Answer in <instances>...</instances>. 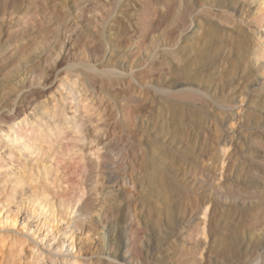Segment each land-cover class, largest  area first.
<instances>
[{"label": "rangeland", "instance_id": "rangeland-1", "mask_svg": "<svg viewBox=\"0 0 264 264\" xmlns=\"http://www.w3.org/2000/svg\"><path fill=\"white\" fill-rule=\"evenodd\" d=\"M36 1L40 13L28 26L0 19V113L41 87L44 111L24 106L28 124L50 133L40 125L50 122L41 113L48 110L69 133L47 144L50 151L10 134L0 140V205L7 208L0 206V264H104L96 213H78L104 191L121 211L105 227L120 245L113 264H264V0H184L191 23L173 50L190 53L189 65L165 56L164 71L148 83L140 68L128 67L171 21L170 0H149L143 28L136 26L142 0ZM20 48L33 49L32 59ZM175 90L201 98L175 109ZM152 171L172 180L174 202L162 182H148Z\"/></svg>", "mask_w": 264, "mask_h": 264}, {"label": "bare ground", "instance_id": "bare-ground-1", "mask_svg": "<svg viewBox=\"0 0 264 264\" xmlns=\"http://www.w3.org/2000/svg\"><path fill=\"white\" fill-rule=\"evenodd\" d=\"M23 0H0V19H3L5 16H9L10 18H11V20L13 19V17L15 18V24L14 25H16V27H19L20 25H26V26H28L29 24H31V23H33L34 22V19L35 18H37V16H38V12H39V8H40V5H39V3L36 1V0H33L34 2V4H35V6H30L29 5V3L27 4L28 6H26V5H23L24 3L22 2ZM45 1V0H44ZM47 1V0H46ZM165 1V0H164ZM166 1H168V0H166ZM183 1L184 0H170V3H168V4H165L164 2V8H165V6H166V8H168L169 9V5L173 8L172 9V11H173V13H172V17H171V21L168 23V24H166V27L164 28V26L162 27V26H160V27H162L163 29L161 30V32H158L159 34L158 35H156L154 38H152V44L150 45V47L149 48H147L146 50V52H145V54L140 58V60H139V64H138V66H136L135 64H131V65H129V72L130 73H132L133 72V70L135 69V68H140V73L139 74H137V76L139 77V78H141L144 82H146V83H148V81H146L147 79H150V78H152L151 76L152 75H154L155 74V76H157L156 74H161V72H162V70L164 71V69H162L163 68V66H164V64H165V62H164V58H165V56H166V58H170V61H172V63L173 62H176V61H178L179 63L180 62H182V64H181V67L183 68L184 66H188L189 65V61L191 60V54L190 53H188L186 50H184V49H177V50H173V47L175 48V46L177 45V43L179 42V39H180V35L181 34H183L186 30H188V27L190 26V23H191V16H192V12H190V10L187 8L188 6H185V5H183ZM26 2H28V1H26ZM31 2V1H30ZM142 2H143V12H142V14H140L139 15V17L137 18V22H136V26L138 27V28H143L144 27V12L148 9V6H149V0H142ZM48 3V2H47ZM258 5H260L261 6V4H258ZM162 6V8H163V5H161ZM163 8V9H164ZM259 8V7H258ZM191 9V8H190ZM261 9V8H260ZM259 11V10H258ZM40 13V12H39ZM47 13V12H46ZM256 13V12H255ZM49 14V13H48ZM137 17V16H136ZM215 17V16H214ZM229 17V16H228ZM231 17V16H230ZM233 18V17H232ZM14 20V19H13ZM41 20V19H40ZM231 20V19H230ZM233 20V19H232ZM227 21H229V20H227ZM14 22V21H13ZM164 23H165V21H163ZM166 22H168V21H166ZM164 23H162L163 25H165ZM34 25V24H33ZM168 25V26H167ZM7 26V25H6ZM0 27H2L1 25H0ZM37 27V26H36ZM136 27V28H137ZM3 28V27H2ZM13 28V27H12ZM27 29V28H26ZM28 30V29H27ZM44 30V29H43ZM139 31V30H138ZM1 32V31H0ZM4 32V31H3ZM3 32H1V33H3ZM28 32V31H27ZM0 33V34H1ZM5 33V32H4ZM144 34H146V33H144ZM143 34V35H144ZM170 34V35H169ZM264 34V33H263ZM29 35V34H28ZM78 35H80V34H78ZM3 36V35H2ZM45 35H43V37H44ZM139 36V35H138ZM34 37V36H33ZM82 37V36H81ZM140 37H142V36H140ZM38 38V37H37ZM36 38V39H37ZM0 39H2V38H0ZM20 39V38H19ZM138 39V38H137ZM1 41V40H0ZM33 41V40H32ZM37 41V40H36ZM140 41V40H139ZM21 42V41H20ZM24 42H26L25 41V39H24ZM39 43L37 44V47L38 46H40V45H42V43H41V41H38ZM72 42V41H71ZM1 43V42H0ZM33 43V42H32ZM73 43V42H72ZM81 43V42H80ZM151 43V42H150ZM20 44V43H19ZM26 44H28V43H26ZM25 44V45H26ZM31 44V43H30ZM34 44V43H33ZM71 44V43H70ZM139 44V43H138ZM14 45V44H13ZM59 45L61 46V45H63L62 44V42L60 43V41H59ZM144 45V44H143ZM142 45V46H143ZM141 46V47H142ZM6 47H7V45H6ZM22 47V46H21ZM36 47V48H37ZM70 47V46H69ZM18 48V47H17ZM30 48H31V46H30ZM61 48V47H60ZM7 48H5L4 50H6ZM10 49H12V48H10ZM66 49H67V47H66ZM20 54L23 56V59L24 58H27V59H30L31 58V54L30 53H32V50L30 51H27V49H24V48H20ZM254 50V49H253ZM8 51H9V47H8ZM70 51V50H69ZM143 51V50H142ZM5 52H7V51H5ZM14 52H15V50H14ZM36 54V53H35ZM258 54V53H257ZM0 55H2V54H0ZM4 55V54H3ZM33 56H35V55H33ZM134 53L132 54V61L134 62ZM14 57V56H13ZM36 57V56H35ZM158 57V58H157ZM16 58V57H15ZM34 58V57H33ZM137 58H138V56H137ZM258 58H260V57H258ZM32 59V58H31ZM34 59H36V58H34ZM33 59V60H34ZM9 61H12V59L11 60H9ZM15 62H16V60H14ZM26 61H29V60H26ZM32 61V60H31ZM138 61V60H137ZM6 62V61H5ZM13 62V61H12ZM18 62V61H17ZM25 62V61H24ZM64 61L63 60H60V61H58L56 64H55V69L57 70V69H60V67L64 64L63 63ZM132 62V63H133ZM194 62V61H193ZM201 62V61H200ZM214 62H215V60H214ZM11 63V62H10ZM27 64V63H26ZM167 64V63H166ZM3 66H5V65H3ZM3 66H1V67H3ZM6 66H8V65H6ZM193 66V65H192ZM165 67V66H164ZM137 68V69H138ZM15 69V68H14ZM18 69V68H17ZM88 69V68H87ZM11 70H13V69H11ZM19 70V69H18ZM139 70V69H138ZM186 70H187V68H186ZM186 70H184V71H186ZM200 70V69H199ZM15 71V70H14ZM54 71V70H53ZM4 72V71H3ZM17 72V71H16ZM171 72V71H170ZM203 72V71H202ZM11 73V72H10ZM20 73V72H19ZM50 73H51V71L50 72H48V73H46V75H47V77L50 75ZM67 73H69V71H67ZM165 73V72H164ZM166 74V73H165ZM8 75V74H7ZM16 75V74H15ZM45 75V76H46ZM89 75V74H88ZM91 75V74H90ZM136 75V74H135ZM9 76H10V74H9ZM17 76V75H16ZM15 76V77H16ZM20 76V75H19ZM95 76V75H94ZM197 76V75H196ZM13 77V76H12ZM51 77V76H50ZM49 77V78H50ZM74 77H77V76H74ZM19 78V77H18ZM91 78H93V76L91 77ZM98 78V77H97ZM96 78V79H97ZM136 78V77H135ZM156 78V77H155ZM9 79H11V78H9ZM8 79V80H9ZM14 79V78H13ZM96 79H94V82L95 81H97ZM102 79V78H101ZM105 79V78H104ZM16 80V79H15ZM129 80L130 79H128V85H129ZM46 81V80H45ZM93 81V80H92ZM103 81V80H102ZM104 81H106L107 82V80H104ZM114 81V80H113ZM127 81V80H126ZM150 81V80H149ZM93 82V83H94ZM98 82V81H97ZM99 82H100V79H99ZM108 82H109V80H108ZM111 82V81H110ZM8 83V82H7ZM10 83V82H9ZM38 83V82H37ZM36 83V84H37ZM105 83V82H104ZM113 83V82H112ZM82 84V83H81ZM80 84V85H81ZM102 84V83H101ZM106 84V83H105ZM152 84V83H151ZM83 85V84H82ZM81 85V87H84V86H82ZM94 85H96V82H95V84ZM103 85V84H102ZM132 81H131V84H130V86L132 87ZM9 86V85H8ZM44 86V85H43ZM106 86V85H105ZM142 86V85H141ZM140 86V87H141ZM7 87V86H6ZM11 87V86H10ZM38 87V86H37ZM139 87V88H140ZM145 87V86H144ZM43 88V87H42ZM86 88V87H85ZM126 88V87H125ZM141 88H143V87H141ZM7 89V88H6ZM40 89H41V87H40ZM40 89L39 90H35V91H27V92H25L24 94H23V96L19 99V101H18V104L16 105V106H12V109H9V110H7V113H6V111H5V113L4 112H2V113H0V140H1V142H5V141H8L9 139V137H8V135L10 136V140L12 141V142H19L20 140H28L29 141V143L30 142H33V143H40V145H42V144H45L44 146H45V149L46 148H48V146L49 145H47V144H49V143H51L52 141H53V143H55V142H57V141H55V140H57V139H59V142H61L64 138H65V136L66 137H68V133H69V131H68V129H67V127H65V122L64 121H62L61 119L59 120V118L57 117V116H55V114L54 113H50V111L48 112V110L47 111H45L44 113L43 112H41V111H38L39 113L41 112L42 113V115H43V117H44V119L46 118V117H48L49 119H50V122L48 121V119H46V125L45 124H42L43 123V121L44 120H42V117H41V122H39L38 121V119H37V121L39 122V123H41L40 125H44V126H46V127H43V128H46V129H43V130H48L50 133H51V135H53L54 136V138H51L49 135H50V133H48V134H45L44 132L43 133H41L40 132V129L42 130V128H40L41 126H39L38 124H37V126H36V123H34L33 125H35V126H33L32 124H28V119H27V117H26V113H25V111H26V109H24V106H26V105H28V106H31L32 104L35 106V105H37L36 106V108L37 109H42V111H44L43 110V105L45 104V103H43V101H41V98L43 97V93L40 91ZM124 89V88H123ZM138 89V88H137ZM144 89V88H143ZM143 89H140L141 91L143 90ZM145 89H146V87H145ZM160 89V88H159ZM42 90V89H41ZM130 90V89H129ZM161 90V89H160ZM8 91V90H7ZM80 91H83V89L82 90H80ZM127 90L125 89V91L124 92H126ZM137 91H139V90H137ZM155 91V90H154ZM178 91V90H177ZM184 91V90H183ZM186 91V90H185ZM181 92V91H179V92H176V90H175V92H173L171 95H170V98H171V105L173 106V108L175 107V109H176V107H180V106H184V104H186L187 102L186 101H193V100H198L199 101V99L201 98L200 97V95H199V97H194V96H196V95H193L192 93L190 94V93H188V91L187 92ZM9 92V91H8ZM129 92H131V91H129ZM134 92V91H133ZM133 92H131V94H132V96H133ZM143 93L145 92V90L144 91H142ZM138 93H140V91L138 92ZM138 93H134V94H137V95H139ZM146 93V92H145ZM149 92L147 91V95H148V99H149V94H148ZM123 94H127V93H123ZM137 95H134V96H137ZM141 95V94H140ZM139 95V96H140ZM144 94H142L141 96H143ZM155 95H156V93H155ZM127 96V95H126ZM138 96V97H139ZM145 96V95H144ZM143 96V98H145ZM124 97V96H123ZM86 98H87V96H86ZM128 98V97H127ZM136 97H133V99L132 100H128V101H133V100H136L135 99ZM159 98V97H158ZM85 99V98H84ZM83 99V101L82 102H84V101H86V99L84 100ZM140 99H142V98H140ZM145 99H147V96H146V98ZM166 99V98H165ZM88 100V99H87ZM155 100V99H154ZM167 100H169V99H167ZM167 100H165V101H167ZM202 100V99H201ZM200 100V101H201ZM45 101V100H44ZM123 101V100H122ZM138 102H137V104H139L140 102H139V98H138V100H137ZM142 101H144L143 99H142ZM164 101V102H165ZM81 102V103H82ZM90 102H92V101H90ZM123 102H125V101H123ZM134 102V101H133ZM145 102V101H144ZM143 102V103H144ZM128 103H130V102H128ZM135 103V102H134ZM167 103V102H166ZM194 103V102H193ZM86 104V103H85ZM93 104V103H92ZM91 104V105H92ZM132 104V103H131ZM141 104V103H140ZM168 104V103H167ZM7 105V104H6ZM82 105H83V103H82ZM204 106H205V104H203ZM8 106H9V104H8ZM131 106V105H130ZM191 106V105H190ZM195 106V105H194ZM83 107H84V109L86 110L87 109V106H85V105H83ZM83 107H81L82 109H83ZM90 107V106H89ZM92 107L93 108H95V109H97L96 107H94L93 105H92ZM125 109L124 110H126V109H128V107L125 105ZM134 107V106H133ZM133 107H131V108H133ZM140 107V109L141 108H145V106H143L142 105V107L141 106H139ZM167 107H169L168 105H167ZM137 107H135V109H136ZM45 109V108H44ZM135 109H133L134 111H135ZM138 109V111L140 110L139 108H137ZM171 109V108H170ZM184 110H185V107L183 108ZM188 109H190V108H188ZM194 109V108H193ZM34 110V109H33ZM85 110H83L84 112H85ZM87 110H89V108L87 109ZM130 109H128L127 111H129ZM142 110V109H141ZM169 110V109H168ZM187 110V109H186ZM200 110V109H199ZM203 110V109H202ZM4 111V110H3ZM91 111V110H90ZM96 111V110H95ZM174 111V110H173ZM176 111V110H175ZM179 111H181V110H179ZM53 112V111H52ZM55 112V111H54ZM87 112V111H86ZM99 113H100V111H98ZM102 112V111H101ZM131 112V111H130ZM182 112V111H181ZM188 112V111H187ZM189 112H191V110L189 111ZM201 112V111H200ZM203 112V111H202ZM28 113V112H27ZM37 113V112H36ZM62 113V112H61ZM87 113H89V112H87ZM93 113H96V112H93ZM99 113H96V114H99ZM169 113H171L170 111H169ZM186 113V112H185ZM125 114V113H124ZM135 114V113H134ZM187 114V113H186ZM189 114V113H188ZM201 114V113H200ZM21 115H23L24 117H26V119H21V121H18V119H19V117L21 116ZM61 115V114H60ZM66 115V114H65ZM101 115V114H100ZM23 116L22 117H20V118H23ZM63 116V115H62ZM98 116V115H97ZM203 116H204V114H203ZM202 116V117H203ZM29 117V116H28ZM163 117V116H162ZM64 119H65V116H64ZM51 120H52V122H51ZM127 120V119H126ZM33 123V122H32ZM44 123H45V121H44ZM130 124V123H129ZM73 125V124H72ZM71 125V126H72ZM5 126H7L6 128L7 129H9V133L8 132H5V129L6 128H4ZM72 127H74V126H72ZM77 128V127H76ZM65 130H67V132L68 133H66L65 134ZM71 131V130H70ZM76 132L77 131H75L74 132V135H77L76 134ZM78 132H79V130H78ZM77 132V133H78ZM47 133V132H46ZM80 133V132H79ZM82 133V132H81ZM156 134H157V131H156ZM48 135V137H46V136ZM70 135V134H69ZM72 135H73V133H72ZM79 135V134H78ZM82 135V134H81ZM52 136V137H53ZM13 137V138H12ZM51 139H54V140H50V138ZM72 137V136H71ZM76 137V136H75ZM12 138V139H11ZM49 138V139H48ZM73 138H74V136H73ZM77 138H78V136H77ZM76 139V138H75ZM74 139V140H75ZM79 139H81V138H79ZM61 140V141H60ZM65 140H66V138H65ZM83 140V139H82ZM27 141V142H28ZM50 141V142H49ZM10 143V142H9ZM20 143V142H19ZM12 144V143H11ZM14 144V143H13ZM25 144V143H24ZM32 144V143H31ZM16 145H18V144H16ZM37 145V144H36ZM51 145H52V143H51ZM50 145V147H52ZM59 145V144H58ZM61 145V144H60ZM101 145V144H100ZM29 146V145H28ZM38 146V145H37ZM43 146V145H42ZM56 146V145H55ZM49 147V148H50ZM54 147V146H53ZM61 147V146H60ZM60 147H59V149H60ZM48 148V149H49ZM55 148V147H54ZM157 148V147H156ZM47 149V150H48ZM69 150H72V148L71 149H69ZM156 150H159V152H160V154L161 155H163V156H165L166 154H167V152H170V151H165V150H160V149H156ZM49 151H50V149H49ZM52 151V150H51ZM54 151V150H53ZM76 151V150H75ZM154 151V150H153ZM159 152H158V154H159ZM62 153V152H61ZM70 153V152H69ZM71 153H73V152H71ZM154 153V152H153ZM15 154V153H14ZM157 154V153H156ZM170 154V153H169ZM55 155V154H54ZM171 155V154H170ZM156 156V155H155ZM168 156V155H167ZM103 157H105V156H103ZM106 158V157H105ZM155 158V157H154ZM1 159V158H0ZM20 159V158H19ZM156 159V158H155ZM2 163V161L0 162V167H3V164H1ZM5 167V166H4ZM3 167V168H4ZM121 167V166H120ZM123 167V166H122ZM25 168V167H24ZM148 168V167H147ZM25 169H27V168H25ZM130 169V168H129ZM144 169V168H143ZM4 170V169H3ZM154 170V169H153ZM156 170V169H155ZM10 171V170H9ZM134 171V170H133ZM131 172V171H130ZM153 172V171H152ZM132 173V172H131ZM0 174H1V168H0ZM150 174V173H149ZM148 174V176H150ZM147 175V174H146ZM162 174L160 173H155V172H153V175H152V177H150L149 178V181L146 179V181H148V182H150V184L151 185H153L154 186V184H157V185H159V182H162V187L164 188V190L163 191H165V198L166 199H168L169 201H171V202H174V200H175V198L177 197V195H175L174 193L177 191V189H176V187L174 186V184L173 183H171L172 182V180H171V182H169L168 181V179H164V177L163 176H161ZM129 176H130V174H129ZM94 178V177H93ZM148 178V177H147ZM130 179H132V178H130ZM132 181H134L133 179H132ZM138 181H140V180H138ZM97 183V182H96ZM107 183V182H106ZM111 183V182H110ZM134 183V182H133ZM140 183H142V182H140ZM94 183L92 182V185H93ZM92 188V187H91ZM150 188V187H149ZM232 190V189H231ZM230 190V191H231ZM94 191H96V190H94ZM232 191H234V189L232 190ZM235 192V191H234ZM234 192H232V193H234ZM96 193V192H95ZM99 193V192H98ZM231 192H229V194H230ZM247 193H250V192H247ZM228 194V193H227ZM235 194H238V193H235ZM234 194V195H235ZM251 194V193H250ZM81 195V194H80ZM96 195H97V193H96ZM226 195V194H225ZM231 195V194H230ZM247 195H249V194H247ZM92 196V195H91ZM95 197V196H94ZM236 197V196H235ZM238 197H240V196H238ZM90 198V197H89ZM92 198V197H91ZM93 200V199H92ZM114 200V203L117 201L116 200V197H115V195L111 192H108V191H104V192H102V193H100V200L98 199L97 200V202H95V206L93 205L92 206V202L93 201H91L90 199H88V198H86L84 201H83V203H82V205H81V207L79 208V211H78V213H79V215L80 216H85V215H91L92 213H96V217L94 218V221L96 222V232H95V236H97L98 237V246H99V249H100V251L101 252H104V254L105 255H108L107 257L108 258H106L107 260H105V262H104V264L106 263V264H113L112 262H111V259H115L116 258V256H117V254H118V248H119V243H118V238H117V236H113V235H111L108 231H107V229H105V227H106V224H107V222L109 221V219L112 217V219H116L120 214H121V211L119 210V208H117V206L115 207V206H113V203H111L112 201ZM138 201H141V200H138ZM134 203L136 202V201H133ZM143 202V201H142ZM108 203V204H107ZM141 203V202H140ZM63 204V203H62ZM105 204H107V205H105ZM74 205V204H73ZM146 205V204H145ZM144 205V206H145ZM1 206V209H7L6 207L4 208V205L2 204V205H0ZM45 208H46V206H45ZM43 209H44V207H41V209H40V212L41 213H43ZM13 222H16V214H14V216L12 217L11 215H9L8 216ZM92 220V219H91ZM76 225H77V223H79L80 222V217L78 216L77 218H76ZM117 225V224H116ZM78 227V226H77ZM118 227V226H117ZM133 229V228H132ZM137 238V237H136ZM133 240H135V239H133ZM135 253V252H134ZM200 253V252H199Z\"/></svg>", "mask_w": 264, "mask_h": 264}]
</instances>
